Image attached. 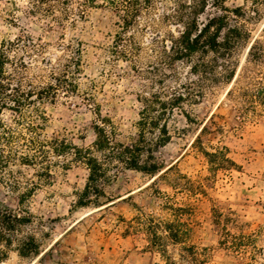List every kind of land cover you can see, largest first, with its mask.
<instances>
[{"label": "rangeland", "instance_id": "374dc122", "mask_svg": "<svg viewBox=\"0 0 264 264\" xmlns=\"http://www.w3.org/2000/svg\"><path fill=\"white\" fill-rule=\"evenodd\" d=\"M153 1L137 25L124 30L120 13L104 0H96L98 7L89 8L86 18L73 14L76 23L69 20L64 26L37 9L35 0H0V45L14 43L7 70L22 79L24 88L29 83L42 88L59 84L58 78L66 79L64 86H57L55 99L40 104L48 120L38 131L46 138L92 145L99 110L117 123L119 140L130 143L137 138L139 97L160 89L154 81L162 47L180 28L168 19L176 0ZM226 4L244 8L241 21L251 38L236 54L234 79L213 85L198 104H186L191 121L178 110L170 120L172 139L156 152L166 168L174 165L168 176L122 169L105 185L100 202L83 205L80 195L89 171L71 152L51 153L48 170L12 164L3 177L11 181L15 176L23 186L12 192L10 183L0 180V198L19 207L22 191L32 185L30 180L36 183L24 202L33 220L24 227L23 236L36 237L39 253L21 256L14 247L0 264H169L151 246L144 230L131 228L142 212L172 218V212L164 208L167 196L175 205L193 207L184 219L192 229L190 242L207 257V264L264 263V107L259 106L256 117L244 118L236 110L239 102L227 95L240 81L246 83L248 68L254 66L248 57L251 43L256 38L264 42V0H227ZM124 49L127 58L120 54ZM177 70L185 81L189 66L178 62ZM253 74L264 76V61L249 73ZM249 82L253 87V81ZM178 84L175 78L165 82L166 87ZM1 117L16 135L9 149L24 151L19 136H29V124L36 123L34 107H27L21 118L8 109ZM198 137L201 141H196ZM224 146L237 166L213 169L203 149L211 152ZM227 231L245 238L241 251L228 248L226 242L233 239L226 236ZM169 251L181 261L180 245L170 243Z\"/></svg>", "mask_w": 264, "mask_h": 264}, {"label": "trees", "instance_id": "16d2710c", "mask_svg": "<svg viewBox=\"0 0 264 264\" xmlns=\"http://www.w3.org/2000/svg\"><path fill=\"white\" fill-rule=\"evenodd\" d=\"M104 1L120 13L124 30L137 25L144 8L154 4L153 0ZM226 2L227 0H176L177 5L168 19L180 28L177 34L171 33L170 43L165 41L162 47L161 67H157V78L154 81L160 84V89L139 97L142 108L136 123L138 136L130 143L118 139L117 123L111 116L103 115L100 110L94 125L96 138L92 145L79 146L58 137L46 138L38 131L43 129L48 120L40 104L44 100L55 99L59 91L57 86H64L66 79L58 78L59 84L50 83L42 88L29 83V87L24 88L22 79L18 80L16 73L7 70L6 66L12 60L9 55L10 48L14 43L4 41L0 45V180L6 184L10 183V191L20 190L23 186L21 181L15 176L13 180L5 181L4 170L17 163L48 170L52 165L51 153L66 155L70 152L74 160L84 163L89 171L86 187L80 195V203L83 205L92 200L100 202L105 185L111 183L122 169L149 175L160 173V176L167 177L174 165L166 168L156 156V152L172 139L170 120L178 110L191 121L192 116L186 104H198L213 85L234 79L238 67L236 54L251 38V31L247 29L246 23L241 21L245 16L244 8H231ZM35 3L37 9L61 26L69 20L71 24H75L73 14H78L79 18L84 19L89 8L98 7L96 0H35ZM210 7L212 8L209 11ZM118 38L121 40L122 36L119 35ZM120 52L124 58L128 57L125 49ZM248 57L250 65H254L253 68L264 61L262 40L256 38L251 43ZM178 62L186 63L190 68L185 81H182L177 70ZM164 68L171 71L166 72ZM253 68H248L249 73ZM249 73L244 80L247 84H241L240 81L229 89L227 95L239 102V105H236L237 112L250 119L258 115L259 106L264 107V76H253ZM168 78H175L179 84L166 87ZM249 80L253 81V87L249 85ZM30 106L35 109L36 123L29 124V136H19L26 146L22 147L25 150L9 149L16 135L13 126L1 116L8 109L21 118L24 110ZM206 128L204 125L202 132ZM196 141H201V138L198 137ZM228 152L229 148L226 146L211 152L203 149L213 169H231L237 166ZM30 182L32 185L20 195L19 207H13L0 198V262L7 258L14 247L21 256L39 253L36 237L23 236L24 227L33 220L32 212L24 205L26 197L36 186L34 181ZM164 200V208L172 212V218L159 219L142 212L137 217V225H131V228L144 230L151 246L167 257L169 264H185L183 261L188 264H207V257L203 258L199 248L190 242L192 229L190 223L184 219V216L192 213L193 207L190 204L175 205L168 196L164 197ZM226 236L233 239L226 242L228 248L239 247L241 251L245 238H238L229 231ZM170 243L181 246V261L172 256L169 251Z\"/></svg>", "mask_w": 264, "mask_h": 264}]
</instances>
